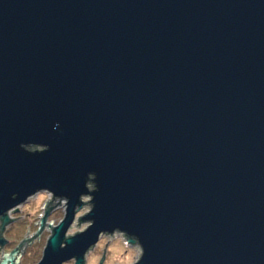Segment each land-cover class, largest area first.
Here are the masks:
<instances>
[{"label":"water","instance_id":"obj_1","mask_svg":"<svg viewBox=\"0 0 264 264\" xmlns=\"http://www.w3.org/2000/svg\"><path fill=\"white\" fill-rule=\"evenodd\" d=\"M41 191L0 264L46 226L38 264H264V0H0V232Z\"/></svg>","mask_w":264,"mask_h":264},{"label":"rangeland","instance_id":"obj_2","mask_svg":"<svg viewBox=\"0 0 264 264\" xmlns=\"http://www.w3.org/2000/svg\"><path fill=\"white\" fill-rule=\"evenodd\" d=\"M90 199V197L83 198L86 204L78 211L76 220L69 230L70 235L83 231L90 225V222L88 221L80 223L78 220L80 216L86 215L91 210V205L89 204ZM48 200H53V203L50 204V206L54 207L50 210L47 222L50 223L54 220L53 223L56 226L62 221L66 213V200H60L58 198L53 199V195L47 191H41L35 194L20 206V211L18 213H11V217L16 219H13V221L6 227L5 237L9 242L4 247L5 251L13 250L21 244L27 233L28 236L36 234L39 228V222L46 213L44 204ZM60 201L61 204L59 203ZM78 224H80V226ZM51 235L52 229L46 226L40 239L39 237H35L32 239L31 244H24L22 248L23 256L20 264H38L43 257L48 239ZM105 247L106 252L103 264H133L142 254L140 245L130 244L129 242L127 243V238L124 234L119 232L114 235L103 234L98 244L87 254L86 264H100L104 255ZM74 263L75 261L71 260L64 264Z\"/></svg>","mask_w":264,"mask_h":264},{"label":"flooded vegetation","instance_id":"obj_3","mask_svg":"<svg viewBox=\"0 0 264 264\" xmlns=\"http://www.w3.org/2000/svg\"><path fill=\"white\" fill-rule=\"evenodd\" d=\"M0 226H1V221H0ZM6 230V229H5ZM0 237H4L5 239H6V237H5V231L4 232H0ZM7 240V239H6ZM8 240H7V244H8ZM5 247V246H4ZM4 247H1L0 248V258H1V255L3 254V252H6L5 251V249H4ZM15 249V248H14ZM10 251H12V250H10Z\"/></svg>","mask_w":264,"mask_h":264}]
</instances>
